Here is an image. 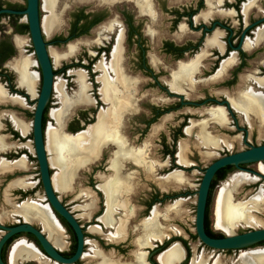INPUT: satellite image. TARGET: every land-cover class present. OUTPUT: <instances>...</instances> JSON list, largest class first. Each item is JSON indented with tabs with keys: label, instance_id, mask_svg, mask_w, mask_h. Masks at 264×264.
<instances>
[{
	"label": "flooded vegetation",
	"instance_id": "obj_1",
	"mask_svg": "<svg viewBox=\"0 0 264 264\" xmlns=\"http://www.w3.org/2000/svg\"><path fill=\"white\" fill-rule=\"evenodd\" d=\"M252 1L113 0L109 3L88 0L86 5L72 14L67 25H63L61 18L62 26L50 38H46L41 27L42 1H38L39 29L53 73L51 96L42 118L43 134L47 129L50 101L55 96L53 85L56 80L64 82L65 91L76 90L74 74L79 71L85 75L88 86L87 103L78 110H85L88 118L84 115L81 121L85 124L79 126L74 123L78 110L69 119L73 110L63 125V133L75 137L96 125L98 114L110 108V105L102 101L99 93L102 85L97 79L105 76L126 99L125 106L112 120V125L117 137L135 155L132 160L119 158L118 168L114 170L113 162L118 147L112 141H107L93 163L78 169L70 184V192L64 195L56 193L62 206L74 218L83 238L82 255L75 264H95L96 262L85 258H92L93 248L104 256L111 255L119 262L105 257L117 264H134L135 256L139 253L145 254V264H160L159 256L173 246H177L183 256L175 264H192L201 260L206 264L217 263V257L211 255L212 251L200 243L195 233H189L184 223L186 203L193 196L185 186L191 181L189 177L195 169H199L201 159L208 161L215 155L218 158L234 154L230 150L238 141L247 144L249 134L246 129L239 127V118L244 125V120H256L248 110L236 111L231 105V100L238 93H245L243 90L247 88L255 91L258 89V92L252 89L246 92L264 95V90L258 86L259 78H264V65L259 61L264 55V36L257 37V32L264 28V0H256L254 7ZM244 5L249 6L246 14L243 13ZM25 9L26 0H0V12H23ZM22 19L26 22L21 23ZM25 36L29 37L28 40L23 39ZM96 41H100V44H96ZM77 42L83 43L78 52L76 49L71 57L60 60L59 66L54 67L50 50L61 54L66 46ZM117 47L118 69L121 77L128 83L125 90L118 85L115 71L110 69L112 54ZM29 49L32 53H29ZM25 58L34 64L29 67V73L37 74L35 98L19 85V74L15 68ZM225 63L227 64L222 68ZM100 64L108 67L106 75L97 70ZM183 68L188 69L189 73L175 82L174 75ZM249 77L258 79L251 82ZM41 87L42 71L30 39L27 18L1 13L0 224L5 228H14L28 222L20 215L23 204L47 206L60 231L58 241L61 249L53 245L40 225L32 222V227L41 232L63 258L70 259L77 250V236L44 200L45 194L34 152L32 122ZM74 92L72 90L70 95ZM212 113L220 119H212ZM49 119L52 121L50 117ZM174 121L177 122L174 127L176 129L172 130ZM183 145H187V150L189 148L195 154V163L190 159L188 151L185 154L187 162L183 159L186 149ZM180 155L185 165L180 164ZM226 168L231 170L219 175L218 171L213 177L212 182L217 181L215 188L235 174H245L238 173L233 167ZM242 168L250 170L248 166ZM98 169H103V172L97 177H91L94 170ZM52 171L53 169L50 171L51 176ZM256 171L259 173L258 169ZM82 173L88 176L87 181L84 178V187L77 184ZM174 174L181 179V184L175 183L171 178ZM223 175L224 179L219 181ZM113 177L125 179L128 189L120 191L107 203L99 188ZM249 177L254 181L244 187L258 188L249 189L244 203H248L259 192L264 196V181ZM162 180H167V183L172 184L171 187L162 189ZM82 187L85 190H81ZM242 189L243 186L239 190ZM209 192L204 231L210 238H222L225 234L215 230L214 224L213 229L209 224L208 211L213 193L209 195ZM195 195L197 197V192ZM252 195L254 196L250 198ZM60 196H67V199L62 200ZM234 202H239L236 197ZM176 205L180 214H170L167 220L164 219L168 212H176ZM108 209L111 212L112 227H106L99 221ZM152 212L157 214L160 239L151 241L150 247L139 248L138 240L143 236V224L152 218ZM253 212L257 211L252 210L251 216ZM121 222L124 226L123 238L114 241L109 236L115 233ZM207 223L211 235L207 232ZM90 229H95L96 234L91 233ZM5 233L0 231V239ZM242 233L245 232L240 234ZM108 239L120 242L112 243ZM18 244L34 248L41 259L53 264L30 234H19L5 242L0 252V259L4 264H11L8 261L11 251ZM257 247L264 248V243ZM17 264L37 263L25 260Z\"/></svg>",
	"mask_w": 264,
	"mask_h": 264
},
{
	"label": "bare ground",
	"instance_id": "obj_2",
	"mask_svg": "<svg viewBox=\"0 0 264 264\" xmlns=\"http://www.w3.org/2000/svg\"><path fill=\"white\" fill-rule=\"evenodd\" d=\"M102 1L109 2L113 0ZM58 2L59 0H42V11L48 15L47 17L42 18V30L43 33L48 37L61 25L60 18L55 15V9ZM248 9L249 6L244 5L243 13L246 14ZM258 36H264V28L257 32V37ZM76 49V45L73 44L68 46L64 53L61 54L55 52L54 50H50V55L54 61V66H58L60 60L71 57L75 53ZM227 63L223 64L222 68H224ZM118 64L119 47L114 49L110 69L112 71H115L117 75L118 85H120L125 90L128 86V83L121 77L118 69ZM33 65L34 64H31L25 58L16 66L15 69L19 74V85L23 88H26L31 97L35 98L34 87L37 82V74L29 73L28 71L29 67H32ZM107 68L108 67H105V65L103 64L97 66V70L102 74L104 73L105 75ZM188 73L189 70L183 68L177 75H174L175 82H179L182 78H185V75H187ZM74 75L76 77L77 92L72 98H69L67 96L64 83L61 80H56L54 94L55 96H57V99L62 108L59 111L51 110L49 117L52 119V121H54L55 127L48 125L45 132V150L48 155V162L50 167L56 170L55 174L52 176V186L56 193L61 195L70 192V184L78 169L84 167L85 165L93 163L95 157H97L98 155V152L107 141H112L118 147V150L115 154V160L113 162L114 170L118 168L119 158H131L132 160L135 157V155L127 150L124 143L117 137L114 129L115 127L112 125V120H114L115 117L118 116V112L125 106L126 99L124 98V94H121L122 92L120 93L116 91L115 87L109 83L105 76L97 79L98 82L102 85L99 93L102 97V101L110 105V108L106 112H100L98 114L96 125L89 127L86 131L77 134L75 137L67 134L65 135L63 133L64 121L68 118L71 112L75 108L83 107L87 103V97L85 95L86 86L84 74L78 71ZM258 86L260 89L264 90V78L258 80ZM231 105L236 111H241L243 109L248 110L252 115L255 116L256 120L258 121V128L261 130V132L263 131V94H254L251 91L238 93V95H236V97L231 100ZM211 116L212 119H215V121H218L220 119L219 116L215 115L214 113H212ZM179 157L180 164L185 165L186 163L183 161L181 155ZM258 171L264 176V166L260 167ZM249 176L247 174L233 175L230 178L229 183H227V186L220 188V190L216 194L213 213L214 229L222 232L223 234H225V236L234 235V233L240 227L255 228L257 222L255 218L250 214L252 210H255L264 215V196H262L261 192L250 199L248 203H242L241 201L234 202V195L232 191L235 192L238 187L252 183L254 180ZM173 180L175 183H182L181 179L179 178H174ZM228 187H232V190H227ZM99 189H102L107 203H109L115 195L120 193V191L122 190L126 191L128 187L126 185L125 179L113 177ZM20 215L23 220L28 221L29 223L34 222L40 225L53 245L56 248L61 249L58 241L60 231L55 221L53 220L52 215L48 211L47 206L43 207L33 203L23 204L20 207ZM156 220L157 214L155 212H152V218L144 222L142 229L143 236L141 238L142 241L138 240L139 248L143 246L150 247L151 241L160 239V228L158 227ZM99 221L106 227H112L113 222L110 209L106 211L105 215ZM123 227V223L121 222L118 228L115 230V233L113 235L110 234L111 236L109 237L114 241L122 239L124 232ZM90 232L96 234L95 229H90ZM33 249L26 245L18 244L14 247L13 251H11L12 254L9 258L10 260L8 261L11 264H17V262L25 260H30L37 264H48L47 261L41 259ZM91 252L92 258H89L87 256H85V258L91 260L92 262H96L95 264H117L113 263L109 258L105 257L94 248ZM182 257L183 256L181 250L177 246H173L166 253L159 256L158 262L160 264H175L180 262ZM144 258L145 254H137L135 256L134 264H145ZM236 263L264 264V251L256 250L242 253L237 258ZM192 264L205 263H203V261H200L197 263L194 262Z\"/></svg>",
	"mask_w": 264,
	"mask_h": 264
},
{
	"label": "water",
	"instance_id": "obj_3",
	"mask_svg": "<svg viewBox=\"0 0 264 264\" xmlns=\"http://www.w3.org/2000/svg\"><path fill=\"white\" fill-rule=\"evenodd\" d=\"M38 1L39 0H26V9L23 12L3 11L0 12V14L4 13L9 15L25 16L27 18L30 39L32 41L38 63L42 71V87L35 105L32 129L34 152L38 162L41 184L45 194L44 200L47 202L49 208H51L61 219L67 223V225L73 229L77 236L78 244L75 255L70 259H66L59 254V252L49 243V241L43 236L41 232L32 227L31 223L24 222L14 228H5L0 224V231L6 232L0 239V252L5 242L11 237L19 234H30L36 239L46 257L53 264H75L82 255L83 238L74 218L62 206L59 197H57L56 192L53 189L51 182L53 175H50V171L52 169L48 162V156L45 150V134H43L42 129L43 113L51 96L53 73L46 52V45L43 42L41 31L39 29ZM260 22H263V20ZM54 87L55 82L53 85V91ZM52 100L50 101L49 106L50 112ZM245 145L248 148L247 150L216 158L204 170V175L197 191L194 218L195 234L200 243L213 253L235 256L255 249H264L257 247L259 244L264 243V229H250L249 231L242 234L235 233L232 236H224L222 238H210L205 234L204 231V217L207 196L212 179L218 171L226 167H233L239 171L238 173H245L264 181V176L254 171L264 166V145L255 147L248 144ZM242 166H248V169L250 170L243 169ZM0 264H4L1 259Z\"/></svg>",
	"mask_w": 264,
	"mask_h": 264
},
{
	"label": "rangeland",
	"instance_id": "obj_4",
	"mask_svg": "<svg viewBox=\"0 0 264 264\" xmlns=\"http://www.w3.org/2000/svg\"><path fill=\"white\" fill-rule=\"evenodd\" d=\"M42 1V0H41ZM86 1H88V0H79L78 2H76V0H59V2H58V4H57V6H56V9H55V15L56 16H58L59 18H60V21H61V18H62V20H63V25H64V23L67 25L69 22H70V19H71V16H72V14L75 12V11H77L80 7H83V5H86ZM255 1L256 0H253L252 2H253V7H254V4H255ZM21 4L20 5H22L23 6V3L22 2H20ZM42 7V6H41ZM48 15L46 14V13H42V17L44 18V17H47ZM26 21H25V19H22L21 20V23H25ZM61 26V25H60ZM60 29V27L55 31V32H57L58 30ZM54 32V33H55ZM53 33V34H54ZM52 34V35H53ZM51 35V36H52ZM51 36H49V37H47L46 36V38H50ZM28 36H25V37H23V39H25V40H28ZM48 41H49V39H48ZM96 44H100V41H99V43L96 41L95 42ZM74 45H76V47H77V52H78V50H79V46L80 45H83V43H81V42H77V43H73ZM73 44H69L68 46H70V45H73ZM66 48H67V46H66ZM66 48H65V50H66ZM62 50V49H61ZM64 50V51H65ZM64 51L63 52H61V53H64ZM29 53H32V50L31 49H29ZM77 54V53H76ZM76 56V55H75ZM74 56V57H75ZM73 57V58H74ZM70 59H72V58H70ZM69 59V60H70ZM69 60H67V61H69ZM67 61H65V62H67ZM259 61H261L262 62V64L264 65V55L259 59ZM61 64V63H60ZM59 66V65H58ZM58 66H54V67H58ZM254 68V67H253ZM254 70V69H253ZM84 74V73H83ZM84 77H85V75H84ZM108 78H110L109 76H108ZM65 79V78H64ZM254 79H258V78H253V77H249V81H251V82H253V80ZM259 79H262V78H259ZM60 80V79H59ZM215 80H217V79H215ZM219 80V79H218ZM247 81V80H246ZM246 81H244V82H246ZM64 83V82H63ZM75 83H76V78H75ZM64 86H65V84H64ZM85 86H86V90H85V95L87 96V91H88V86H87V84H86V82H85ZM69 87V86H68ZM76 87H77V83H76ZM249 89H252V88H247V89H244L243 90V92H246L247 90H249ZM72 90H74L75 92L72 94V95H70L71 93H72ZM72 90H70V89H67L65 92H66V94H67V96L69 97V98H72V97H74L75 96V94H76V92H77V89L75 90V89H72ZM253 90V89H252ZM253 91H255V90H253ZM255 92H258V89H257V91H255ZM181 93V92H180ZM61 105H60V103H59V101H58V99H57V96H53V100H52V106H51V110H56V111H59V110H61ZM80 108H84V107H77L76 109H74V111H73V113H72V115L69 117V119L74 115V113L78 110V109H80ZM103 112V111H102ZM77 118L74 120L75 122L74 123H77L79 126L81 125V124H85V122L82 120L81 121V119H83L85 116L84 115H86V118H88L87 117V112L84 110V111H81V110H78L77 112ZM80 115H83V116H80ZM68 119V120H69ZM67 120V121H68ZM66 121V122H67ZM79 121V122H78ZM30 122V121H29ZM92 122H94V121H92ZM244 123H246V125H244L243 123H242V120L239 118L238 119V124H239V127L241 128V129H246L247 130V132H248V134H249V136H248V138H247V144H249V145H251V146H261V145H264V129H263V131L261 132V130L258 128V124H257V121L255 120V119H252L251 120V122L249 123L247 120H244L243 121ZM175 123L177 124V122H172V130H174V129H176V128H174L175 127ZM52 125V127H55V125H54V122H52L50 119H49V117H47V122H46V127L48 126V125ZM50 125V126H51ZM81 128H83V127H81ZM83 129H85V128H83ZM259 132H260V134H259ZM237 136V135H236ZM197 138V140H198V137H196ZM217 139V138H216ZM219 140V139H218ZM222 141V140H221ZM181 143V142H180ZM182 144H185V143H182ZM183 146H185L186 147V149H185V152H184V154H183V159L186 161V157H185V154H186V152L188 151V155H190V159L192 160V162L193 163H195V160H196V156H195V154H193V152L192 151H190V149L188 148V150H187V145H183ZM203 148V147H202ZM247 149V147H246V145L245 144H243V142L242 141H238V142H236V144H234V148L232 149V150H230V153H236V152H241V151H244V150H246ZM214 150H217V149H214ZM216 153H218V152H216ZM210 154H213V155H215L214 153H210ZM203 155V154H202ZM201 155V156H202ZM216 159V155H215V157L214 158H212V159H210V160H208V161H202V159H201V161H200V163L198 164V166H199V169H195V171L193 172V174L189 177V179L191 180L190 182H188V184L185 186L186 188H187V191L189 192V193H191L193 196L187 201V203H186V207H185V210H186V213H185V216H184V223H185V225H186V227H187V229H188V231H189V233H191V234H194L195 233V231H194V214H195V205H196V192H197V190H198V188H199V184H200V181H201V179H202V177H203V171L208 167V165L210 164V163H212L214 160ZM187 162V161H186ZM34 167H35V165H34ZM142 170H144V169H142ZM145 171V170H144ZM254 171H256V170H254ZM55 172H56V170H54L53 169V171H52V174L54 175L55 174ZM100 172H103V169H98V170H94V172H93V174L91 175V177H97L98 176V174L100 173ZM257 172V171H256ZM180 175L181 176H183L181 173H180ZM88 176L87 175H85V173L83 174H81L80 175V178H81V180L80 181H78V183L77 184H82V186L84 187V185H85V183H86V181H87V178ZM130 177V176H129ZM176 177H178L177 176V174H174L171 178H176ZM183 177H185V176H183ZM86 179V181H85V179ZM229 178V177H228ZM227 178V179H228ZM255 178H257V177H255ZM36 179V178H35ZM229 180H230V178H229ZM229 180H226V181H224L223 183H221V184H219L215 189H214V191H213V193H212V197H211V202H210V207H209V217H208V220H209V224H210V226H211V228L213 229V220H214V217H213V213H214V200H215V197H216V194H217V192L220 190V188H222V187H224V186H227V183H229ZM260 184H263V183H260ZM259 184V185H260ZM171 185L172 184H169V183H167V180H162V183H160V187L162 188V189H169V187H171ZM243 186V189L240 191L239 189L241 188ZM241 187H238L236 190H235V192L234 191H232L233 192V195H234V199H235V197L237 198V201H241V202H243V201H245L247 198H246V196L247 195H245V194H248V192H249V189H252V188H258L257 186H245L244 187V185H242ZM83 187L82 188H80L81 190H85V189H83ZM181 188H184V187H181ZM229 188V189H228ZM227 188V190H229V191H231L232 190V187H228ZM260 188H262L263 189V187H260ZM259 188V189H260ZM170 189H172V188H170ZM180 189V188H179ZM259 191V190H258ZM143 193V192H142ZM264 193V192H263ZM61 195V194H60ZM255 195V194H254ZM254 195H252L250 198H252ZM65 197H67V196H60V198L62 199V200H66L67 198H65ZM247 202V201H246ZM244 203V202H243ZM175 207V209H176V212H174V213H169L168 212V214H166L165 216H164V219H166L167 220V217H169V215L170 214H176V215H179L180 214V211H179V209H178V205H176V206H174ZM252 216H254V218H255V220H256V222H257V225H256V227L255 228H246V227H240L239 229H237V232H235L236 234H240L241 232H247L248 230H250V229H254V230H261V229H264V215L263 214H261V213H257V212H253L252 213ZM4 225H7V224H4ZM115 232V231H114ZM113 232V233H114ZM234 233V234H235ZM112 234V233H111ZM124 239H125V237H124ZM123 239V240H124ZM109 240V239H108ZM122 240V241H123ZM110 242H112L111 240H109ZM118 242H120V241H118ZM118 242H112V243H118ZM89 249H90V247H88ZM98 250V249H97ZM255 250H259V249H255ZM255 250H252V251H255ZM99 251V250H98ZM248 252H251V251H248ZM103 254V253H102ZM212 254H214V256H216L217 258V263L216 264H238V263H236V261H237V258L239 257V255L240 254H238V255H235V256H233V255H225V254H218V253H211V255ZM105 256H107V257H109V258H111L112 260H114V261H116V262H119V261H117V260H115V259H113L112 258V256L111 255H105ZM201 261H203V263H205V261L204 260H201ZM219 262V263H218ZM206 264V263H205Z\"/></svg>",
	"mask_w": 264,
	"mask_h": 264
},
{
	"label": "trees",
	"instance_id": "obj_5",
	"mask_svg": "<svg viewBox=\"0 0 264 264\" xmlns=\"http://www.w3.org/2000/svg\"><path fill=\"white\" fill-rule=\"evenodd\" d=\"M227 170H231V168L223 169V170L219 171L217 174L219 175V174H221V173H223L224 171H227ZM223 179H224V175H223L222 177H220V179H218V180L220 181V180H223ZM216 184H217V181H213V182L211 183V185H210V192H209V195L213 192V190H214ZM209 202H210V200H208V203H207L208 205H209ZM206 215H207V212H206ZM206 229H207V232L209 233L208 223H207V225H206ZM209 234H210V233H209ZM210 235H211V234H210Z\"/></svg>",
	"mask_w": 264,
	"mask_h": 264
}]
</instances>
